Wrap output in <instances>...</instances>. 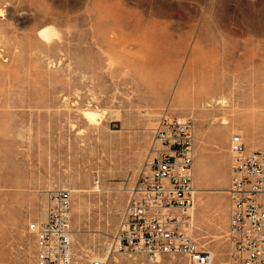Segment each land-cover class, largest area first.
Listing matches in <instances>:
<instances>
[{"label": "rangeland", "instance_id": "1", "mask_svg": "<svg viewBox=\"0 0 264 264\" xmlns=\"http://www.w3.org/2000/svg\"><path fill=\"white\" fill-rule=\"evenodd\" d=\"M44 24L59 37L40 39ZM163 114L193 125L191 235L218 258L229 137L264 149V0H0V264H33L27 225L53 188L84 190L71 191L75 264L102 258Z\"/></svg>", "mask_w": 264, "mask_h": 264}, {"label": "built area", "instance_id": "2", "mask_svg": "<svg viewBox=\"0 0 264 264\" xmlns=\"http://www.w3.org/2000/svg\"><path fill=\"white\" fill-rule=\"evenodd\" d=\"M152 132L159 146L150 148L127 188L118 228L105 245L107 254H141L153 261L182 256L187 264H264V149H247L239 133L229 137L226 250L217 258L191 235L196 191L190 119L163 114ZM71 203L67 189L45 191L43 219L27 225L33 264H75Z\"/></svg>", "mask_w": 264, "mask_h": 264}, {"label": "bare ground", "instance_id": "3", "mask_svg": "<svg viewBox=\"0 0 264 264\" xmlns=\"http://www.w3.org/2000/svg\"><path fill=\"white\" fill-rule=\"evenodd\" d=\"M45 29H48V31L45 32L44 36L42 37L40 35V33L42 31H44ZM37 35H38V37L40 39H42L45 42H50L52 39L59 37V33H58L57 29L54 26L49 25V24H44V25L40 26L38 28V30H37ZM214 103H221V100H216V101L214 100L213 102H211V100H210L209 102H206V105L205 106H210L211 104H214ZM81 114L83 115V118L86 120V122L88 124L91 125V124H98L99 123L98 119L100 118L101 115L99 113H97L95 110H93L91 108H85V109H83L81 111ZM221 124H226V121L225 120H222ZM235 133H239L240 134V132H238V131L235 132ZM247 149L250 150V149H256V148H247ZM94 188H96V187H94ZM62 189H66V188H62ZM71 191H73V192H83L84 190H82V189H73ZM71 191H70V193H71ZM195 191H196V189H195ZM224 193H225V191H224ZM193 211H194V205L192 206L191 211H190L191 225H192V228L194 229L195 226H194V222H193ZM70 213H71V211H70ZM43 216H44V211H43ZM210 252H212V251H210ZM109 257H111V255H108L107 252L105 251V255L102 258H99V259L107 261V258H109ZM160 259L161 258L157 259L156 261L159 262Z\"/></svg>", "mask_w": 264, "mask_h": 264}, {"label": "clouds", "instance_id": "4", "mask_svg": "<svg viewBox=\"0 0 264 264\" xmlns=\"http://www.w3.org/2000/svg\"><path fill=\"white\" fill-rule=\"evenodd\" d=\"M47 31H48V29H45L44 31H42V32L40 33V35L43 37L44 34H45V32H47Z\"/></svg>", "mask_w": 264, "mask_h": 264}]
</instances>
